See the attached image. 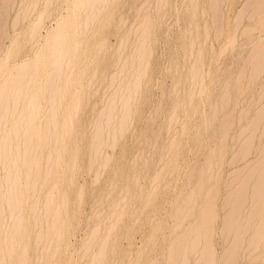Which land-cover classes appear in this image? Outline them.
Returning <instances> with one entry per match:
<instances>
[{
  "label": "bare ground",
  "instance_id": "6f19581e",
  "mask_svg": "<svg viewBox=\"0 0 264 264\" xmlns=\"http://www.w3.org/2000/svg\"><path fill=\"white\" fill-rule=\"evenodd\" d=\"M230 6L0 0V264H264V0Z\"/></svg>",
  "mask_w": 264,
  "mask_h": 264
},
{
  "label": "rangeland",
  "instance_id": "374dc122",
  "mask_svg": "<svg viewBox=\"0 0 264 264\" xmlns=\"http://www.w3.org/2000/svg\"><path fill=\"white\" fill-rule=\"evenodd\" d=\"M242 2H243V0H231L230 10L227 12L228 16H229L228 17L229 19H231L233 17V15L235 14L236 9H238L241 6ZM62 10H63V12H61ZM65 12H66V7L64 6V4L60 3L58 8H57L56 13H63L64 14ZM123 12L126 13V15H128L130 13L129 8L124 7ZM115 19H116V17H115ZM48 22L51 23V24H49ZM52 22H53L52 18H49V19L45 20L43 28L41 29L42 35L45 34L46 30L53 25ZM113 32H114V28L112 26L109 27V29H107L106 32H105V35L109 39V42H115V40H116L115 35H113ZM8 43H9V41L7 40V44ZM165 80H166V83L169 84L170 78H166ZM157 91L158 90L154 91L155 96H157V95L159 96V94H160V92L159 91L157 92ZM96 101H97V97H93L90 102L93 103V102H96ZM88 178H89L88 176H85L83 178V180H88ZM95 190L96 191H104L105 190V185L101 184V185L95 187ZM90 209H91V203L89 201L82 208L81 216L84 217L86 214H88ZM80 232H81V230H78L77 232H75V234L72 235V238H71L72 242L71 243H72L73 246H75L79 242L80 238L82 237V232L81 233ZM136 235L137 236H135V239L137 237V241H138L139 234H136ZM125 243H126V240L123 239V244H125Z\"/></svg>",
  "mask_w": 264,
  "mask_h": 264
}]
</instances>
